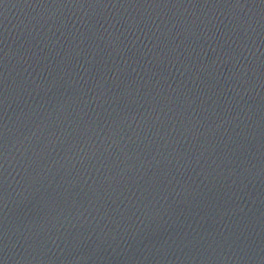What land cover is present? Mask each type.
<instances>
[{"label": "water", "instance_id": "1", "mask_svg": "<svg viewBox=\"0 0 264 264\" xmlns=\"http://www.w3.org/2000/svg\"><path fill=\"white\" fill-rule=\"evenodd\" d=\"M0 264H264V0H0Z\"/></svg>", "mask_w": 264, "mask_h": 264}]
</instances>
